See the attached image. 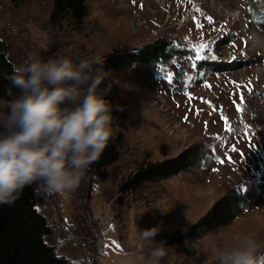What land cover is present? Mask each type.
<instances>
[{
    "label": "rangeland",
    "instance_id": "rangeland-1",
    "mask_svg": "<svg viewBox=\"0 0 264 264\" xmlns=\"http://www.w3.org/2000/svg\"><path fill=\"white\" fill-rule=\"evenodd\" d=\"M52 4L0 0V34L17 68L30 55L99 62L117 47L137 50L161 35L187 51L165 64L103 72L98 93L115 95L122 109L113 118V129L124 136L120 157L106 180L90 168L74 192L38 190L37 207L50 226L47 240L58 253L71 264H121L123 253L143 259L163 247L160 264H218V254L237 235H252L264 249V187L230 223L170 242L222 194L243 191L264 175V17L255 11L264 10V0H88L79 26L52 22ZM197 56L238 65L200 68ZM12 100L0 94V123ZM194 144L205 154L193 166L133 191L120 189L143 160L172 157ZM152 228L155 240L143 239Z\"/></svg>",
    "mask_w": 264,
    "mask_h": 264
},
{
    "label": "clouds",
    "instance_id": "clouds-1",
    "mask_svg": "<svg viewBox=\"0 0 264 264\" xmlns=\"http://www.w3.org/2000/svg\"><path fill=\"white\" fill-rule=\"evenodd\" d=\"M94 63L99 62L30 55L16 70L12 81L21 95L9 102L0 123V204L14 203L38 182L46 194L74 192L99 160L114 135L113 110L98 93L104 75ZM157 233L146 229L142 238L155 240ZM262 252L252 235H237L217 261L257 264ZM166 254L163 247L150 249L143 259L126 252L121 264H160Z\"/></svg>",
    "mask_w": 264,
    "mask_h": 264
},
{
    "label": "trees",
    "instance_id": "trees-1",
    "mask_svg": "<svg viewBox=\"0 0 264 264\" xmlns=\"http://www.w3.org/2000/svg\"><path fill=\"white\" fill-rule=\"evenodd\" d=\"M256 8L258 7H255L258 16L264 17V10H259L258 13ZM88 10V0H53L49 18L52 22L68 19L79 26L84 22ZM7 52L8 43L0 34V94L14 100L21 95L12 81L18 68ZM186 52L176 47L170 37L161 35L137 50L115 48L105 59L94 63V69L104 72L113 68H128L134 64L149 68L155 64L168 63L175 57L184 56ZM201 62L200 68L213 70H227L238 65L237 62L224 63L216 59H202ZM103 97L112 106L114 118L118 106L116 96L108 93ZM123 139V134L114 130L113 138L99 160L91 165V171L100 180L110 177V166L120 157ZM204 154L203 147L194 144L172 157L162 160L145 159L123 179L120 189L133 191L146 181L178 174L202 160ZM262 187L264 175L260 181L243 191L235 190L222 194L197 222L177 230L170 237V242H182L186 238L216 230L230 223L240 210L257 198ZM37 204L38 183L26 187L14 203L0 204V264H71L70 259L58 253L57 247L47 240L50 226Z\"/></svg>",
    "mask_w": 264,
    "mask_h": 264
},
{
    "label": "snow or ice",
    "instance_id": "snow-or-ice-1",
    "mask_svg": "<svg viewBox=\"0 0 264 264\" xmlns=\"http://www.w3.org/2000/svg\"><path fill=\"white\" fill-rule=\"evenodd\" d=\"M201 47H204L203 45H201ZM197 59H202V57H200V56H197ZM171 79H172V77H171V75H169L168 77H167V80H166V82H171ZM241 100H243V95H241ZM254 151H255V149H253ZM243 155V154H242ZM254 175H256L257 177H259L260 176V174L259 173H255ZM117 247H119V245H117Z\"/></svg>",
    "mask_w": 264,
    "mask_h": 264
},
{
    "label": "bare ground",
    "instance_id": "bare-ground-1",
    "mask_svg": "<svg viewBox=\"0 0 264 264\" xmlns=\"http://www.w3.org/2000/svg\"><path fill=\"white\" fill-rule=\"evenodd\" d=\"M256 36L253 37V40L255 41L256 40ZM259 149L262 151H264V139L260 142L259 144ZM256 216V215H255ZM260 227V226H259Z\"/></svg>",
    "mask_w": 264,
    "mask_h": 264
}]
</instances>
